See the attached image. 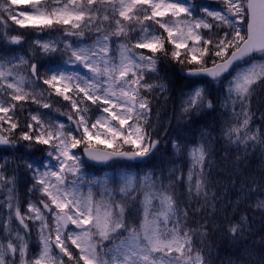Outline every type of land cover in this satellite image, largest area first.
Masks as SVG:
<instances>
[{"label":"snow or ice","instance_id":"1","mask_svg":"<svg viewBox=\"0 0 264 264\" xmlns=\"http://www.w3.org/2000/svg\"><path fill=\"white\" fill-rule=\"evenodd\" d=\"M32 34L27 57L0 55V153H19L32 180L29 192L40 195L22 211L15 195L21 165L9 176L5 157L0 209L6 207L8 219L0 217V264H206L175 199L183 176L174 179L175 168L167 176L155 166L143 175L128 169L146 168L161 144L151 102L169 86L149 80L159 79L162 60L186 69L182 115L214 110L212 85L231 77L221 107L231 104L236 120L225 122L223 136L238 147L257 144L247 102L264 84V0H0V45L21 46ZM58 100L65 102L66 110L56 111L66 122L42 111ZM170 143L183 153L179 133ZM187 155L188 194L207 200L204 144ZM89 162L126 167L111 179L86 180ZM130 205L142 213L138 227L129 223ZM243 227L227 231L235 238ZM33 229L40 241L35 254Z\"/></svg>","mask_w":264,"mask_h":264},{"label":"trees","instance_id":"2","mask_svg":"<svg viewBox=\"0 0 264 264\" xmlns=\"http://www.w3.org/2000/svg\"><path fill=\"white\" fill-rule=\"evenodd\" d=\"M34 37H36L34 34L28 35L26 40L32 41L30 39ZM25 44L19 46V50L24 49ZM19 50L18 46L0 45V55L3 56H17ZM21 53L26 55V52ZM179 70H181L179 64L162 60L159 79L153 76L149 80V82L167 83L169 86L168 91L163 94L157 89L155 98L151 102L150 119L158 128L161 144L151 164L144 169H141V166H133L131 172L139 171L143 175L144 171L155 166L158 176L161 173L167 176L170 167L176 166L175 159L171 157L172 147H168V141L177 139L178 133L181 144V140L204 144L208 161L205 164L208 199L205 200L203 196H190L187 178L185 183L176 181L174 189L178 208L182 214L187 212L186 227L196 233L193 239L194 247L203 255L206 264H264V204L261 203L264 202V142H262L264 141V84L254 87L247 102L251 129L249 134H258L260 137L257 141L258 146L249 143L246 147H238L223 136L225 122L235 123L236 120L231 104L227 111L221 107L226 92L218 89L213 92L214 110H202L191 115L179 113L178 96L186 89L182 85L188 82L179 76ZM61 105H65L62 100H58L53 105L56 113H58L56 109L62 111ZM28 107L32 110L36 109V105ZM236 112H241L239 105L236 107ZM21 114L26 117L29 113L26 111ZM243 118L240 117L241 120ZM166 130L169 133L167 137L164 135ZM125 149L131 150L129 146H125ZM166 151L167 154L170 153L171 159L166 156ZM161 153L165 156H161ZM18 155L19 153L12 152L0 153V165L4 164V158L7 157V171L10 175L14 174L12 170L18 164L21 165L15 173L17 179L15 187L23 185L27 188L31 182L29 175L24 171L23 161L16 159ZM123 165L126 166L125 163ZM88 167L91 174L87 178L88 174L85 173L86 180L111 179L113 176L109 173L108 166ZM165 183L168 181L165 180ZM109 187H114V184H109ZM100 190L94 188L93 192L99 193ZM83 191L86 194L88 187L85 186ZM23 198H27V195ZM97 199H99L98 195ZM129 208L128 214H137L132 216L131 220L137 224L141 215L137 213L136 207L129 206ZM241 223L244 226L243 232L233 238L227 231L228 227ZM31 250L30 247L29 251L32 254L36 252L34 249V252Z\"/></svg>","mask_w":264,"mask_h":264},{"label":"rangeland","instance_id":"3","mask_svg":"<svg viewBox=\"0 0 264 264\" xmlns=\"http://www.w3.org/2000/svg\"><path fill=\"white\" fill-rule=\"evenodd\" d=\"M198 2H202V3H205V4H211L212 3V0H200V1H198ZM213 7H215L216 5H212ZM14 34V33H13ZM60 35V33H53L52 34V36L55 38V37H58ZM37 37H34L33 39H30V40H35ZM93 39H94V37H93ZM32 41H29V40H26V44H25V47H24V49H22V50H19V46H18V50H19V55H17V56H28V55H30V52H29V49H30V42H32ZM89 43L91 42L90 40L88 41ZM118 43H120V41H117L116 42V44H118ZM115 44V45H116ZM21 52H26V55H23ZM5 57H9V55H6ZM261 58L259 57V56H257L256 57V60L257 61H259ZM81 71H86L85 69H80ZM184 70H186V69H184ZM231 77H228L227 79H230ZM227 79L225 80V84L223 85V86H221V85H217V84H213L212 85V89H214L213 90V92H216V89H218V90H221V91H223V92H226V84H227ZM188 89H184L183 91H187ZM182 92V91H181ZM181 92L179 93V96H178V111H179V113L181 114V112H180V100H181ZM32 106V105H31ZM37 107V106H36ZM61 108H62V111L61 112H63V111H65L66 110V108H65V106L64 105H61ZM204 110H208V109H204ZM42 111H46V112H48V111H51V114H52V116H54V117H56L57 119H60V120H63V121H67V118L66 117H61L60 115H59V113H56L55 111H54V108H52L51 110H46V109H42ZM20 115V118L21 119H23L25 116L23 115V114H19ZM94 118V117H93ZM17 135H19V134H17ZM171 141V140H170ZM170 141H168V147L169 148H171L172 147V145H171V143H170ZM182 141V146L184 147V151H183V153H178V152H176V151H174L173 150V148H172V151H171V157H172V159H175V165L176 166H174V167H170V170L171 169H173V168H175L176 169V171H175V175H174V178H176V177H180V176H183V182L185 183V178H187V176H188V172H189V168H190V166H191V160L188 158V150L190 149V148H192L193 146H196V145H199L200 144V142H194V143H188V142H185V141H183V140H181ZM161 156H165V154H163V153H161ZM166 156H168L170 159H171V157H170V153H168L167 154V151H166ZM169 164L167 163V166H168ZM184 165V166H183ZM88 166H91V165H89L88 164ZM86 167L85 168V173H87L88 175H87V178H88V176L91 174V170H90V168L89 167ZM99 166V168H103V165H98ZM108 167H110L109 168V173H111L113 176L112 177H114V176H116V175H118L122 170H124L125 169V167L126 166H124L123 165V163H120V164H112V165H109ZM141 169H144V167L143 166H141ZM105 170V169H104ZM129 171H131V168L130 169H128ZM169 170V171H170ZM24 171H25V169H24ZM169 173V172H168ZM167 173V174H168ZM9 176H11L10 174H8ZM105 175H107V173L105 174ZM29 179H30V176H29ZM95 179V178H94ZM179 180H177V182H178ZM30 182H31V184L27 187V188H24V186L23 185H20L19 187H15L16 188V192H15V195H16V197H17V200L19 201V204L21 205V208H22V211L23 210H26V205H27V202L29 201V200H32L33 202H35V201H37L38 200V198H39V192H36V193H30L29 192V188L31 187V185H32V180L30 179ZM114 187H116L117 189H118V184H114ZM25 195H27V198H23V196H25ZM20 198V199H19ZM4 199V195H0V200H3ZM131 206V205H130ZM138 206V205H137ZM137 216V214H128V219H129V223L130 224H134L131 220H132V216ZM140 215H141V217H142V213H140ZM0 217H2L4 220H7L8 219V212H7V209H6V207L4 208V209H0ZM139 218L138 219V223L137 224H134L135 226H139L140 225V223H141V219L142 218ZM12 227L15 229V228H17L18 227V222L17 221H15V220H13L12 221ZM127 235V233H124V234H122V236L120 237L121 239L124 237V236H126ZM30 247L32 248V250L31 251H33V249L36 251L35 253H38L39 252V249H40V241H39V236H38V234H37V232H36V230L35 229H33L32 230V233H31V239H30ZM34 252V251H33ZM34 253V254H35ZM65 260H67V258L65 257L64 258ZM17 263L19 264V261H17Z\"/></svg>","mask_w":264,"mask_h":264},{"label":"water","instance_id":"4","mask_svg":"<svg viewBox=\"0 0 264 264\" xmlns=\"http://www.w3.org/2000/svg\"><path fill=\"white\" fill-rule=\"evenodd\" d=\"M185 73H186V70L185 71H181L180 72V74L182 75V76H185ZM89 163H91V164H96V165H102V164H97V163H94V162H89Z\"/></svg>","mask_w":264,"mask_h":264},{"label":"bare ground","instance_id":"5","mask_svg":"<svg viewBox=\"0 0 264 264\" xmlns=\"http://www.w3.org/2000/svg\"><path fill=\"white\" fill-rule=\"evenodd\" d=\"M184 71H185V70H184ZM180 72H181V71H178L179 76L182 77V78H185V76H182V75L180 74ZM185 79H186V78H185Z\"/></svg>","mask_w":264,"mask_h":264}]
</instances>
